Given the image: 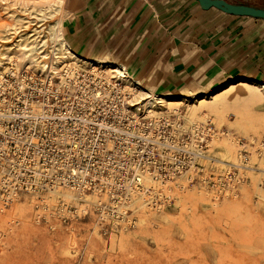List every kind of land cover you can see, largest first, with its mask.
I'll return each instance as SVG.
<instances>
[{"label":"rangeland","instance_id":"obj_1","mask_svg":"<svg viewBox=\"0 0 264 264\" xmlns=\"http://www.w3.org/2000/svg\"><path fill=\"white\" fill-rule=\"evenodd\" d=\"M60 1L0 0V186L17 192L0 202V264H264V91L222 109L191 107L200 93L153 105L146 90L168 92L126 73L141 111L120 113L65 83L79 57L19 47L61 25ZM202 124L219 130L203 149Z\"/></svg>","mask_w":264,"mask_h":264},{"label":"crops","instance_id":"obj_2","mask_svg":"<svg viewBox=\"0 0 264 264\" xmlns=\"http://www.w3.org/2000/svg\"><path fill=\"white\" fill-rule=\"evenodd\" d=\"M60 26L79 58L121 66L159 94H203L242 79L264 85V19L197 0H63Z\"/></svg>","mask_w":264,"mask_h":264},{"label":"built area","instance_id":"obj_3","mask_svg":"<svg viewBox=\"0 0 264 264\" xmlns=\"http://www.w3.org/2000/svg\"><path fill=\"white\" fill-rule=\"evenodd\" d=\"M105 65L108 68L114 67L113 69L119 68L123 70L116 64H93L90 60L78 58L73 61V66H70L71 69L66 68L65 71L63 69L62 74L65 76L64 81L67 84L77 85L79 87L78 91L81 92V94L85 93L91 100L103 103L114 101V106L119 108L120 113L130 115L135 112H140L141 107L139 103L133 101L134 94L125 90V78L127 77L120 76L117 72L106 70ZM106 73L112 75L108 78L105 76ZM76 74L78 77L89 80L76 79L74 77ZM114 91H122L123 93L114 95ZM102 111L108 112L110 110L103 109ZM194 130L198 134L197 138L196 133L194 132L195 140L198 142L196 148L199 147L201 149L208 147L212 137L219 133V130L214 124H209L208 126H204L203 124L197 125ZM192 155L195 157L196 152H193ZM209 183L212 185L211 188L216 190V187L218 186L214 182L213 177H210ZM16 197L17 192L11 191V193H9L0 186V202L5 206H9Z\"/></svg>","mask_w":264,"mask_h":264},{"label":"bare ground","instance_id":"obj_4","mask_svg":"<svg viewBox=\"0 0 264 264\" xmlns=\"http://www.w3.org/2000/svg\"><path fill=\"white\" fill-rule=\"evenodd\" d=\"M62 1V0H61ZM60 1V3H61ZM33 3V1H32ZM59 3V4H60ZM63 4V3H62ZM29 8V7H28ZM37 8V7H36ZM46 8V7H44ZM50 9V8H48ZM34 10V9H33ZM48 11V10H47ZM57 13V12H56ZM42 14V13H41ZM40 17V16H39ZM48 18V17H47ZM61 23V22H59ZM39 31V30H38ZM42 31V30H41ZM44 33L46 34L44 36V38L40 39V41L35 44L36 41H34L30 46L29 45H22V43L19 44V47L20 45L22 47H24L25 52L26 51H31V53H36L37 57H40L42 56L43 58H48L49 54L51 55H54L56 56L58 59H61L62 57L65 58V57H71L72 59L74 58H77L79 57L78 55H76L72 50H70L71 48H69V46L67 45V42L65 41L64 37H63V33H62V29H61V26L59 24H53L51 23L50 25H48L46 28H44ZM31 35V34H30ZM39 35V34H38ZM42 36V35H41ZM37 38V37H36ZM34 39V38H33ZM32 40V39H30ZM39 40V39H38ZM22 41V40H20ZM30 42V41H28ZM40 45V47L37 48V46ZM42 48V49H41ZM19 49V48H18ZM15 51V50H14ZM23 51V50H22ZM47 51V53H46ZM2 52V51H1ZM20 52V51H19ZM23 53V52H22ZM4 54H6V52H4ZM3 54V55H4ZM31 55V54H30ZM33 55V54H32ZM31 55V56H32ZM9 56V55H8ZM52 57V56H51ZM61 57V58H60ZM12 58V57H11ZM27 58V57H26ZM10 59V58H9ZM18 59V58H17ZM25 59V58H24ZM57 59V60H58ZM3 60V58L1 59ZM36 60V59H35ZM56 60V61H57ZM34 61V59H33ZM60 61V60H59ZM67 60L66 59H62V63L66 62ZM91 63L93 64H102V62L98 61V60H92L90 61ZM59 63V62H57ZM38 64V63H37ZM49 64V63H48ZM105 64V63H104ZM35 65V64H34ZM50 65V64H49ZM59 65V64H58ZM66 65V63H65ZM43 66V65H42ZM45 66V65H44ZM56 67V66H55ZM60 67V66H59ZM58 67V68H59ZM67 67V66H66ZM106 67V65H105ZM57 68V67H56ZM63 68V67H62ZM61 68V69H62ZM114 67H106L105 69L106 70H109L110 72H117L120 76H124V77H127L126 75V72L119 69V68H116V69H113ZM121 68V66H120ZM49 69V68H48ZM55 69V68H54ZM53 69V70H54ZM64 69V68H63ZM57 70V69H56ZM60 70V69H59ZM60 74V73H59ZM61 77V76H60ZM127 80V78H125ZM134 81V80H133ZM138 84L141 85L140 82H137ZM238 90H246L249 94H251L252 92H256L258 90L260 91H264V85H260V84H256V83H253L251 81H248V80H245V79H242V80H238V81H232L230 83H228L225 87L223 88H220L218 89L217 91H214L212 93H205V94H202V95H197V97H194V99H192L191 102V107H197V106H201V105H206L212 109H217L219 107H222L223 106H227L230 102L232 101H236L237 98H239L238 95H236L235 97H231V93L235 92V91H238ZM146 94V99L148 98V102L149 104H153V105H158L160 103H162L163 105L165 106H173V107H179L181 106L182 104H185V102L188 101V99L190 97L188 96H183V95H166L165 97H158L157 95L155 94H152V91H149V90H146L144 92ZM192 97V96H191ZM147 102V103H148ZM207 109V108H206ZM174 110V108H173ZM205 109H203L204 111ZM209 110V109H208ZM149 111V110H148ZM168 111V109H167ZM217 111V110H216ZM225 111V110H224ZM234 111V110H233ZM151 112V110H150ZM212 112V111H211ZM220 112V111H219ZM222 113V112H221ZM224 113V112H223ZM206 114V113H205ZM204 114V115H205ZM235 114H238L235 112ZM241 115V114H239ZM197 116V115H196ZM223 116V115H222ZM227 116V115H225ZM224 116V117H225ZM243 116V115H242ZM195 117V116H194ZM220 117V116H219ZM193 117H191L192 119ZM223 119V118H222ZM188 120V119H187ZM195 120V119H194ZM236 127V126H235ZM246 131V130H245ZM246 133V132H245ZM248 133V132H247ZM219 141V140H218ZM215 142V141H214ZM226 142V140H225ZM219 143V142H218ZM221 144V143H220ZM225 144V143H224ZM227 147V146H226ZM230 147V146H229ZM233 147V146H232ZM231 147V148H232ZM236 149V148H235ZM235 151V150H234ZM220 152V151H219ZM222 152V151H221ZM236 155H237V152L235 151ZM225 154V152H224ZM219 155V154H218ZM203 156V155H202ZM225 156V155H224ZM231 156V155H230ZM210 157V156H209ZM222 157V156H221ZM227 157V156H226ZM225 157V158H226ZM234 157H236L234 155ZM254 157V156H253ZM207 159V158H206ZM210 159V158H208ZM213 159V158H212ZM223 159V158H222ZM232 159V157H231ZM224 160V159H223ZM255 161H258L256 159H254ZM228 161V160H227ZM235 162H237L236 160H234ZM219 162V161H218ZM233 163V161H232ZM220 164V162H219ZM235 164V163H234ZM237 164V163H236ZM253 164V163H252ZM257 164H259V161L257 162ZM256 164V165H257ZM240 166V164H239ZM263 166V165H262ZM249 167V166H248ZM247 167V168H248ZM241 168V167H240ZM254 168V167H253ZM259 168V167H258ZM257 169V168H256ZM252 171V169H251ZM256 172V171H255ZM149 173V172H148ZM260 173V172H259ZM143 175V174H142ZM147 175V174H146ZM252 176V175H251ZM250 176V177H251ZM261 176V175H260ZM259 176V177H260ZM147 177V176H146ZM140 178V177H139ZM148 178V177H147ZM146 178V179H147ZM149 180V179H148ZM139 181V180H138ZM151 181V180H150ZM149 181V182H150ZM140 182V181H139ZM154 182V181H153ZM144 187V186H143ZM260 187V185H259ZM146 188V187H145ZM150 189V188H149ZM148 190V189H147ZM155 190V189H154ZM153 190V191H154ZM162 190V189H160ZM148 192V191H147ZM152 192V191H151ZM158 192V191H157ZM66 194V193H64ZM151 195V194H150ZM205 196V195H204ZM140 197V196H139ZM141 199V198H140ZM214 199V198H213ZM137 200V199H136ZM131 201V200H130ZM135 201V200H134ZM188 203V202H187ZM132 204V203H131ZM143 222V221H142Z\"/></svg>","mask_w":264,"mask_h":264},{"label":"water","instance_id":"obj_5","mask_svg":"<svg viewBox=\"0 0 264 264\" xmlns=\"http://www.w3.org/2000/svg\"><path fill=\"white\" fill-rule=\"evenodd\" d=\"M204 10L217 8L227 14L236 16H249L264 19V7L246 3H232L227 0H197Z\"/></svg>","mask_w":264,"mask_h":264}]
</instances>
